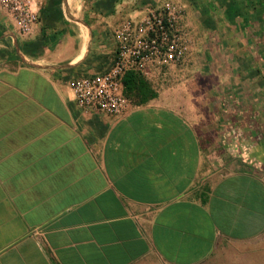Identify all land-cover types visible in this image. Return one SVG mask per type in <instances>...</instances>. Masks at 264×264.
<instances>
[{
	"label": "crops",
	"instance_id": "0c3cea01",
	"mask_svg": "<svg viewBox=\"0 0 264 264\" xmlns=\"http://www.w3.org/2000/svg\"><path fill=\"white\" fill-rule=\"evenodd\" d=\"M158 1L80 0L88 34L66 19L74 0H41L27 38L0 12V264H264V129L224 74L196 82L200 98L189 81L155 88L121 116L83 111L70 88L106 73L121 18ZM201 2L210 38L264 44L260 0Z\"/></svg>",
	"mask_w": 264,
	"mask_h": 264
},
{
	"label": "rangeland",
	"instance_id": "374dc122",
	"mask_svg": "<svg viewBox=\"0 0 264 264\" xmlns=\"http://www.w3.org/2000/svg\"><path fill=\"white\" fill-rule=\"evenodd\" d=\"M34 1V9L37 14L36 23L34 27L37 24V21L39 19V14L41 12L42 2L41 0H33ZM259 12L260 14L264 13V0H260ZM198 3V4H197ZM167 4L177 6L182 12V28L184 32L187 34V50L184 57V60L172 65L170 67H162L158 68L155 72L154 78H148V80L155 86V88L158 90V88H164V87H170V86H182V84H186V82H191L195 86L193 89L195 93L196 98H200L203 96L202 89H198L196 82L204 81L206 83L212 82L215 84L219 77H222L224 74L225 77H222V79H225L229 85H232L236 89H227V94L231 95L232 97L235 96L238 98H242L243 102H240L241 104V110L244 112H249L251 109L255 112H259V127L260 130L264 129V71L261 69V66H264V44L259 43L258 41L255 42V38L253 40H250L248 37V34L246 36H243L242 40L238 38H234V36H231L232 42H227V37L224 35H221V39L218 37L210 38V34L207 33L203 29V25L199 24L200 21V14L202 13V2L201 0H197L194 8L188 10L185 7V4L181 2L180 0H159L157 2L156 6H150L144 9H141V14H134L133 17H123L119 21V23L115 27V32H117L124 23L126 22H134L138 23L141 20L146 19L150 16V12H155L157 14H165V6ZM70 8L66 10V19L74 26V28H81V30L85 29L86 33L88 30V20L83 17V11L81 8V2L80 0H74L73 5L69 6ZM190 7V6H189ZM70 10V11H69ZM263 11L261 13V11ZM0 12L4 11L0 9ZM190 12L188 15L187 13ZM11 20L12 18L6 14ZM219 15V14H218ZM185 17L187 19H190L189 21L193 23V25H187V19L185 20ZM218 18V17H217ZM238 19H241L240 17H237ZM13 22V20H12ZM14 24V22H13ZM261 26H264V21H262L259 24V34L262 32ZM14 27L17 31V33L23 37L27 38L31 36L34 32V27L32 31L28 35H23L15 26ZM104 25H101L100 29H103ZM99 29V30H100ZM211 33V32H210ZM115 39V50L117 47V41L115 38V33L112 34ZM256 37L255 35H253ZM90 35H87V38L90 40ZM261 36H259L260 39ZM230 38V37H229ZM226 41H225V40ZM88 41V43H89ZM98 42V41H97ZM96 42V43H97ZM98 46V44L95 45V47ZM242 50V51H241ZM244 50V51H243ZM225 69V73H220L219 70ZM206 72L205 74L203 72ZM78 78V77H76ZM73 79V78H72ZM249 84H258L259 85V98H260V104L254 105L250 104V92L243 88L244 86H249ZM238 87V88H237ZM222 90V88L215 87L211 90L210 99H217L219 98L220 93L219 91ZM191 90H188V93L190 94ZM225 92V91H224ZM237 92V93H236ZM235 93V94H234ZM235 101V98H229L227 102ZM212 107V117L211 118H218L219 112H216V107L219 109L223 108L222 105L218 106L215 105L213 101L210 102ZM231 103V102H230ZM232 104V103H231ZM200 108L202 105H198ZM205 106V105H204ZM234 107L235 104L229 106V110ZM207 108V106H206ZM227 110L226 107H224ZM218 110V109H217ZM220 111V110H219ZM242 114V113H241ZM241 114L239 115L236 120V123L239 122L237 127H241V125L245 126V121L241 118ZM233 118V117H232ZM232 121V122H231ZM228 125L230 123H234V118L230 121H227L225 118L221 121V119L213 120L211 121V128H214V130H218V128H222L224 125ZM227 126V125H226ZM232 128V127H231ZM264 261V259H263Z\"/></svg>",
	"mask_w": 264,
	"mask_h": 264
},
{
	"label": "built area",
	"instance_id": "2783aa9c",
	"mask_svg": "<svg viewBox=\"0 0 264 264\" xmlns=\"http://www.w3.org/2000/svg\"><path fill=\"white\" fill-rule=\"evenodd\" d=\"M34 5L33 0H0V9L23 35H28L36 23ZM165 9L163 15L150 12L146 19L138 23L128 21L115 32L117 47L106 73L70 80L80 109L121 116L131 103L123 94L122 79L127 72H140L150 79L158 68L184 60L187 34L182 28V12L170 4Z\"/></svg>",
	"mask_w": 264,
	"mask_h": 264
},
{
	"label": "trees",
	"instance_id": "16d2710c",
	"mask_svg": "<svg viewBox=\"0 0 264 264\" xmlns=\"http://www.w3.org/2000/svg\"><path fill=\"white\" fill-rule=\"evenodd\" d=\"M122 84L125 98L134 105H146L158 96L154 85L140 72H127Z\"/></svg>",
	"mask_w": 264,
	"mask_h": 264
}]
</instances>
